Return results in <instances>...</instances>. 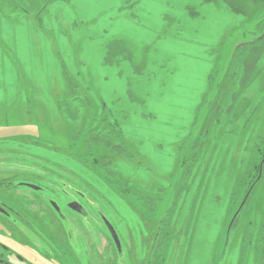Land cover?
Returning a JSON list of instances; mask_svg holds the SVG:
<instances>
[{
	"label": "rangeland",
	"instance_id": "rangeland-1",
	"mask_svg": "<svg viewBox=\"0 0 264 264\" xmlns=\"http://www.w3.org/2000/svg\"><path fill=\"white\" fill-rule=\"evenodd\" d=\"M200 4L0 0V203L33 224L0 216V245L27 261L14 264H263L264 183L249 175L264 147V0ZM103 106L127 154L101 151L114 169L68 147ZM118 128L86 149L117 144Z\"/></svg>",
	"mask_w": 264,
	"mask_h": 264
},
{
	"label": "trees",
	"instance_id": "trees-1",
	"mask_svg": "<svg viewBox=\"0 0 264 264\" xmlns=\"http://www.w3.org/2000/svg\"><path fill=\"white\" fill-rule=\"evenodd\" d=\"M52 1V0H51ZM48 3V2H47ZM233 11V10H232ZM237 14H240V11H233ZM72 88V95L75 94L74 90L76 89V87H74L73 85H71ZM118 122L116 120L113 119V117L109 116V113L107 110H105V106H103V113L102 115L99 117L98 121L96 124L90 122L89 125L90 126H94L93 128L95 130H97V132L95 133L96 135H98L99 129L100 128H104V131L106 130V128L110 125L111 127H116L118 126V135H116L113 139H115L117 144H109L107 143L108 146H103L101 145L103 148L102 150L98 151L96 150V152L93 151V148L91 147V149H86V143L88 142V140L90 141L92 139V137L96 138V135L91 133L87 128H85V130H83L82 132H79L78 134H76L74 136V141L70 142L68 147L73 149L72 154H71V158L77 160L79 163L81 164H91L97 168H112L114 169V157L113 156H127L126 154V150L123 144V140H122V132L120 130V126L117 125ZM87 132V133H86ZM89 133H91L93 136H89ZM82 140V144L79 143V141ZM262 141H264V138L262 139ZM261 141V142H262ZM101 142V140H100ZM93 145V143H92ZM83 146V147H82ZM98 146H100V144H98ZM105 150V153H111L113 156H100L101 155V151ZM94 152V153H93ZM94 154V155H93ZM260 156H261V161H260V165H255L253 166V170L250 172V177L253 179V182L255 183V186L257 185V183H264V147L263 150H260ZM103 159H106L105 161H108V164H104L101 163V161ZM109 160L111 162H109ZM262 167V176L261 178L258 180L259 177V168ZM102 172V179L103 181L111 186H115L116 188H119V192L122 194L123 192L127 193V189L126 190H122L119 186H117V184L119 185V183H123V179L121 177H118L114 174H111V172L109 171H101ZM126 186V185H125ZM118 190V189H117ZM53 209V208H52ZM264 264V261H263Z\"/></svg>",
	"mask_w": 264,
	"mask_h": 264
},
{
	"label": "flooded vegetation",
	"instance_id": "flooded-vegetation-1",
	"mask_svg": "<svg viewBox=\"0 0 264 264\" xmlns=\"http://www.w3.org/2000/svg\"><path fill=\"white\" fill-rule=\"evenodd\" d=\"M261 167V166H260ZM262 168V167H261ZM261 168H259V177H258V180L261 178V176H262V172L260 173V169ZM1 185V184H0ZM17 185V184H16ZM18 186H20V187H25V188H28V189H30V190H32V191H35V192H37V191H40V190H35V189H33L32 187H30V186H33V185H30V184H23V183H19L18 184ZM52 203V202H51ZM72 203H77V204H79L78 202H76V201H73ZM245 204V203H244ZM52 206V205H51ZM70 206V205H69ZM68 206V207H69ZM244 207V206H243ZM243 207H242V209H243ZM52 208L54 209V210H56V208H54L53 206H52ZM70 208V207H69ZM70 210L71 211H73L71 208H70ZM57 212V214L59 215L58 217H61V218H63L62 216H61V214H60V211L59 210H57L56 211ZM73 212H75V211H73ZM75 213H77V212H75ZM78 215H86V213H85V210L82 212V213H77ZM0 216L3 218V219H12V218H14L15 220H19V221H22V223L24 224V225H29V227H33L32 225V222H31V224L30 223H28L25 219L26 218H24L25 216H24V214L22 213V212H19L18 210H16L15 208H13V207H11L10 205H8V204H6V203H3V202H1L0 203ZM14 220V221H15ZM263 224V223H262ZM258 241L259 242H261L262 244H263V246H264V226H262L261 227V231H260V235H259V239H258ZM0 250H1V252H0V264H14L12 261H11V258H13L14 257V259L17 261V262H19V263H27V261L23 258V257H21V255H19V254H16V255H14L12 252H11V250L8 248V247H6V246H4V245H0ZM14 255V256H13ZM263 262V261H262Z\"/></svg>",
	"mask_w": 264,
	"mask_h": 264
},
{
	"label": "snow or ice",
	"instance_id": "snow-or-ice-1",
	"mask_svg": "<svg viewBox=\"0 0 264 264\" xmlns=\"http://www.w3.org/2000/svg\"><path fill=\"white\" fill-rule=\"evenodd\" d=\"M98 0H71V3L73 4L74 7L78 8H87L93 4H96ZM214 4L217 9L223 10V7H228L233 11H237L241 9V0H201L200 6L203 7L204 4ZM104 13V8H101L100 13L97 14V19L99 18V15H102ZM195 14L199 15V9L195 10ZM120 52V46L119 45H114L111 53L109 54L108 57V62L111 61L112 56H116ZM141 68L142 65L137 66L136 72L138 75L141 74ZM123 75V73H121ZM129 88H131V84L129 83Z\"/></svg>",
	"mask_w": 264,
	"mask_h": 264
},
{
	"label": "water",
	"instance_id": "water-1",
	"mask_svg": "<svg viewBox=\"0 0 264 264\" xmlns=\"http://www.w3.org/2000/svg\"><path fill=\"white\" fill-rule=\"evenodd\" d=\"M261 172H262V168L260 169V173H261ZM30 187H32V188L35 189V190H39V188H37V187H35V186H30ZM246 198H247V197H246ZM246 198H245V200H244L242 206L244 205V203H245V201H246ZM53 205H54V207L56 208V210H59L58 207H57L55 204H53ZM69 207H70L73 211H75V212H77V213H82V212L84 211L83 207H82L81 205L77 204V203H72V204H70ZM107 227H108V230H109V232H110V234H111V236H112V239H113V241H114V244H115L116 248L119 250V252H121V244H120V240H119V238H118V235H117L116 231H115L114 228H113L110 224H108V223H107Z\"/></svg>",
	"mask_w": 264,
	"mask_h": 264
}]
</instances>
